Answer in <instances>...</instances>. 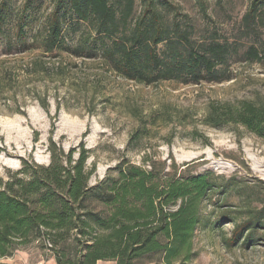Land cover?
<instances>
[{"label":"rangeland","instance_id":"374dc122","mask_svg":"<svg viewBox=\"0 0 264 264\" xmlns=\"http://www.w3.org/2000/svg\"><path fill=\"white\" fill-rule=\"evenodd\" d=\"M26 1L0 0V189L25 161L49 165L52 147L65 154L75 148L74 158L85 149L91 185L117 176L125 162L162 174L210 172L222 190L202 205L209 223L196 231L187 264H264V225L256 241L227 244L235 224L264 216V140L242 126L206 123L214 105L264 103V63L234 58L222 82L141 84L99 54L46 51L42 39L56 0ZM135 1L133 18L144 9ZM165 1L170 6L160 9L187 24L196 41L215 36L244 50L264 43V0L250 22L244 16L255 0ZM64 28L73 46L95 37L90 24L74 26L70 18ZM2 263L58 264L39 239Z\"/></svg>","mask_w":264,"mask_h":264},{"label":"trees","instance_id":"16d2710c","mask_svg":"<svg viewBox=\"0 0 264 264\" xmlns=\"http://www.w3.org/2000/svg\"><path fill=\"white\" fill-rule=\"evenodd\" d=\"M135 2L56 0L42 39L45 50L99 54L120 76L146 85L222 82L234 58L264 63V43L244 50L215 36L196 41L187 24L160 9L170 6L165 0H142L144 9L133 18ZM260 2H252L246 21L256 18ZM69 18L74 26L90 24L94 39L71 45L64 28ZM4 20L0 8V30ZM206 121L215 128L242 126L264 140V103L214 105ZM75 151L52 147L49 165L25 161L0 189V258L39 239L58 264H187L196 231L209 223L202 205L222 190L218 177L162 174L125 162L117 176L91 185L87 151L74 158ZM263 222L260 212L235 224L227 244L256 241Z\"/></svg>","mask_w":264,"mask_h":264}]
</instances>
